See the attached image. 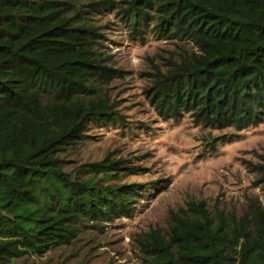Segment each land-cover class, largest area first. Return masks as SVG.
Instances as JSON below:
<instances>
[{
    "label": "trees",
    "instance_id": "trees-1",
    "mask_svg": "<svg viewBox=\"0 0 264 264\" xmlns=\"http://www.w3.org/2000/svg\"><path fill=\"white\" fill-rule=\"evenodd\" d=\"M117 1L0 0V264H116L71 249L132 216L140 192L118 150L86 155L103 129L148 130L115 91L129 73L103 50L98 15ZM110 9L137 44L174 45L140 74L163 122L187 116L236 132L264 123V0H120ZM248 168L262 200L248 196L239 211L191 199L165 226L131 236L138 260L264 264V152Z\"/></svg>",
    "mask_w": 264,
    "mask_h": 264
},
{
    "label": "rangeland",
    "instance_id": "rangeland-1",
    "mask_svg": "<svg viewBox=\"0 0 264 264\" xmlns=\"http://www.w3.org/2000/svg\"><path fill=\"white\" fill-rule=\"evenodd\" d=\"M114 5L98 15L97 24L107 26L103 50L113 53L119 67L129 73L114 88L123 99L126 114H135V121H141L148 130L140 133V127V134L130 137L113 127L103 129L86 155L100 159L106 152L118 150V155L133 166L129 179L140 192L132 216H123L103 231L83 234L71 254L81 247V253H87V259L95 263L114 258L116 264H142L132 251L131 236L157 223L165 226L169 212L185 206L187 201L205 199L211 205L241 211L248 196L263 199L248 163L258 161V155L264 152V123L236 132L197 126L187 116L163 122L144 96L145 78L140 74L149 57L167 53L174 45L158 37L145 45L137 44L110 9ZM47 258L37 259V264H44Z\"/></svg>",
    "mask_w": 264,
    "mask_h": 264
},
{
    "label": "bare ground",
    "instance_id": "bare-ground-1",
    "mask_svg": "<svg viewBox=\"0 0 264 264\" xmlns=\"http://www.w3.org/2000/svg\"><path fill=\"white\" fill-rule=\"evenodd\" d=\"M148 203V202H147Z\"/></svg>",
    "mask_w": 264,
    "mask_h": 264
}]
</instances>
